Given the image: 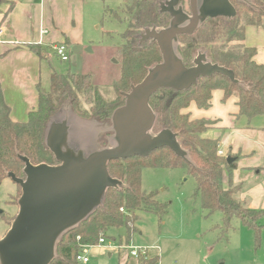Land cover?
Returning <instances> with one entry per match:
<instances>
[{
    "label": "trees",
    "instance_id": "16d2710c",
    "mask_svg": "<svg viewBox=\"0 0 264 264\" xmlns=\"http://www.w3.org/2000/svg\"><path fill=\"white\" fill-rule=\"evenodd\" d=\"M161 1L123 0L119 12H114L126 27L118 48L120 75L113 82L110 96L94 83L90 73L52 71L48 89L41 83L37 85V106L29 111L25 121H16L11 116V107L0 94V182L8 178L9 172L24 177V162L20 155L27 156L33 164L57 163L46 144V133L50 122L62 118L65 113H74L81 120L108 126L107 139L113 134L111 117L114 110L124 104L125 92L130 91L132 84L141 82L150 67L162 61L156 42L148 40L139 44L145 28L160 29L169 24L171 16L160 11ZM232 3L237 11L234 17L209 18L197 31L180 35L178 52L187 66H191L197 54L203 52L211 62L232 69L244 85L216 73L201 77L188 90L161 88L154 93L150 98V105L156 113L153 132L164 128L175 132L182 147L189 152L191 161L177 156L169 147L156 149L145 157L137 155L111 161L108 165L111 176L123 184L109 188L102 206L78 227L61 236L56 258L51 264H82L77 260L82 246L97 244L112 228H124L125 235H120L119 241L131 242L138 231L139 212L159 216L167 213V204L155 198L156 192L142 188L145 167L187 169L195 180L194 196L200 199L203 208L222 211L227 226L233 218H240L246 227L255 230L259 238L264 226L260 224L264 210L252 209L240 202L236 193L241 187L234 185L231 179L228 187L224 185L225 171L232 172L235 159L228 163L229 155L218 153L219 140L204 136L215 126V121L194 119L190 111L192 103L201 108L209 107L213 92L221 89L224 100L236 97L240 115L249 119L264 117V63L256 61L257 49L245 43L247 25L264 27V0H232ZM14 4L15 0H0V13L4 10L7 13ZM62 42L68 44L67 40ZM27 47L41 60L47 58L46 48L38 44ZM104 137L101 147L109 145ZM137 262L158 264L160 256L141 258Z\"/></svg>",
    "mask_w": 264,
    "mask_h": 264
},
{
    "label": "water",
    "instance_id": "95a60500",
    "mask_svg": "<svg viewBox=\"0 0 264 264\" xmlns=\"http://www.w3.org/2000/svg\"><path fill=\"white\" fill-rule=\"evenodd\" d=\"M190 12L181 0H163L160 11L170 14L163 28L147 27L140 34L139 44L151 40L162 53V61L148 69L144 79L125 92V102L112 114L110 145L97 147L92 139L77 133L69 114L50 122L46 144L57 163L33 164L27 156L24 177L9 172L8 178L21 187L18 212L9 229L0 237V264H51L56 258L61 236L89 218L103 204L109 188L123 182L111 176L108 165L114 160L148 156L162 147L190 162V154L171 129L153 132L156 113L151 96L161 88L188 90L201 77L216 73L244 85L232 69L211 62L199 52L187 66L178 52L179 36L197 31L209 18L234 17L232 0H189ZM233 157L228 156L231 163ZM2 213V210H0Z\"/></svg>",
    "mask_w": 264,
    "mask_h": 264
},
{
    "label": "rangeland",
    "instance_id": "374dc122",
    "mask_svg": "<svg viewBox=\"0 0 264 264\" xmlns=\"http://www.w3.org/2000/svg\"><path fill=\"white\" fill-rule=\"evenodd\" d=\"M122 3L123 0H75L72 21L79 42L71 47L69 61H62L51 53V59L45 61L42 71L43 87L49 88L52 71H72L92 74L94 83L106 96L113 93L112 85L119 77L121 67L118 48L126 27L114 12H119ZM182 4L189 10V0H182ZM65 6L62 10L64 16L70 11ZM46 57L48 59V54ZM233 108L238 109L236 97L224 100L223 91L216 89L209 107L201 108L192 103L190 111L194 119L213 121L218 115L227 120L225 115L228 116ZM68 114L74 130L90 137L97 147H101L102 137L107 139L108 126L81 120L74 113ZM245 118L243 116L241 120ZM257 120L263 122L264 117H256L253 122ZM220 131L209 130L206 136L214 137L215 132ZM224 132L222 130L221 135ZM142 188L156 192L155 198L167 204V213L159 216L139 212L138 231L131 242L140 246H158L159 250L150 249V255L159 253L160 264H264V226L259 238L255 230L246 227L240 218H233L227 226L222 211L203 208L200 199L194 196L195 180L187 169L145 167ZM20 195V187L10 178L0 182V237L9 229V223L18 212ZM260 224H264V217ZM120 235H125L124 228H112L107 233L108 237L117 240ZM90 256V264L138 263L126 248L114 251L110 256L109 251L97 246L91 249Z\"/></svg>",
    "mask_w": 264,
    "mask_h": 264
},
{
    "label": "crops",
    "instance_id": "0c3cea01",
    "mask_svg": "<svg viewBox=\"0 0 264 264\" xmlns=\"http://www.w3.org/2000/svg\"><path fill=\"white\" fill-rule=\"evenodd\" d=\"M74 2L15 0L10 11L0 13V27L3 28L0 34V94L11 107V116L16 121H25L29 111L38 104L37 85L42 84L45 61H50L51 53L54 54L52 45L67 40L71 48L79 42L72 21ZM65 4L70 10L66 16L62 11ZM42 29H47V33L43 34ZM245 43L257 49L255 59L264 63V27L247 25ZM29 44L46 48L48 59L41 60L27 47ZM17 106L20 107L17 109ZM243 116L234 108L225 115L227 120L218 115L213 120L215 126L209 130L221 131L210 138L218 139L225 153L235 159L232 172L225 171L224 185L228 187L231 179L234 185L241 187L236 193L240 202L246 207L264 210V121L253 122L260 116L252 119L244 116L246 118L241 120ZM222 130L225 132L221 135Z\"/></svg>",
    "mask_w": 264,
    "mask_h": 264
},
{
    "label": "built area",
    "instance_id": "2783aa9c",
    "mask_svg": "<svg viewBox=\"0 0 264 264\" xmlns=\"http://www.w3.org/2000/svg\"><path fill=\"white\" fill-rule=\"evenodd\" d=\"M3 28L0 27V34L2 33ZM41 32L43 34L47 33V29H42ZM52 49L54 54L59 57L62 61H69L71 59V48L68 44L64 42H58L52 45ZM218 153L219 155H225V151L223 150L222 146L218 145ZM101 246L109 251V254H112L114 251H120L122 248H126L129 251V255L137 260L141 258H148L150 257V249H158V246H140L135 245L133 242H125L119 241L117 239L109 238L107 236H101L99 242L95 245H84L82 246L80 252L77 254L78 262L82 264H88L91 262V249L93 247ZM159 256L155 254V256ZM153 256V255H152ZM160 264V263H158Z\"/></svg>",
    "mask_w": 264,
    "mask_h": 264
},
{
    "label": "flooded vegetation",
    "instance_id": "af4514ba",
    "mask_svg": "<svg viewBox=\"0 0 264 264\" xmlns=\"http://www.w3.org/2000/svg\"><path fill=\"white\" fill-rule=\"evenodd\" d=\"M182 1V0H181ZM187 11H189L190 12V8H189V10H187Z\"/></svg>",
    "mask_w": 264,
    "mask_h": 264
}]
</instances>
